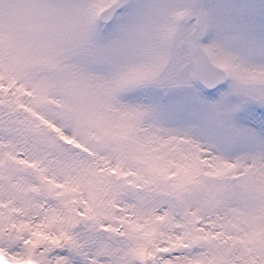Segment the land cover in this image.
I'll return each mask as SVG.
<instances>
[{
    "label": "snow or ice",
    "instance_id": "snow-or-ice-1",
    "mask_svg": "<svg viewBox=\"0 0 264 264\" xmlns=\"http://www.w3.org/2000/svg\"><path fill=\"white\" fill-rule=\"evenodd\" d=\"M0 264H264V0H0Z\"/></svg>",
    "mask_w": 264,
    "mask_h": 264
}]
</instances>
